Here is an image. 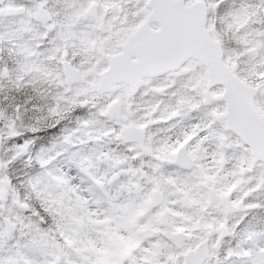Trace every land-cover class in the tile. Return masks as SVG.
Returning a JSON list of instances; mask_svg holds the SVG:
<instances>
[{
    "label": "snow or ice",
    "instance_id": "1",
    "mask_svg": "<svg viewBox=\"0 0 264 264\" xmlns=\"http://www.w3.org/2000/svg\"><path fill=\"white\" fill-rule=\"evenodd\" d=\"M0 264H264V0H0Z\"/></svg>",
    "mask_w": 264,
    "mask_h": 264
}]
</instances>
